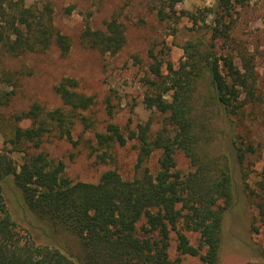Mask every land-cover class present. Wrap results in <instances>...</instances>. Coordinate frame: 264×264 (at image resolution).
Segmentation results:
<instances>
[{
	"label": "trees",
	"instance_id": "trees-1",
	"mask_svg": "<svg viewBox=\"0 0 264 264\" xmlns=\"http://www.w3.org/2000/svg\"><path fill=\"white\" fill-rule=\"evenodd\" d=\"M162 1L158 11L162 18L196 17L193 12L177 10L176 4L182 0ZM250 2L215 0L208 6L209 23L200 26L193 21L178 66L168 62L164 69V61L154 54L151 71L157 77L148 79L144 104L148 110L165 114L160 130L153 132L152 119H148L128 136L113 122L96 132L99 148L124 145L128 138L136 140L139 172L132 178L108 169L97 182L74 181L66 174L63 160L37 151L50 134L71 141L76 120L85 128L95 125L83 113L94 97L79 90L78 79L65 76L56 84L62 106L46 110L35 102L27 110L7 114L4 108L15 92L4 87L1 74L0 132L8 151H0V264H184L180 257L170 256L172 231L181 253L200 256L203 264H222L225 216L234 198L231 163L236 160L244 172L247 152L255 151L252 143L246 147L238 144L234 119L241 120L248 105L264 102L257 51L248 41L232 35L237 22L234 8ZM80 40L87 48L114 55L127 42L126 28L117 15L101 28L87 21ZM221 41L230 48L219 52ZM53 45L66 56L73 41L57 26L52 0H0V50L18 56L46 51ZM12 75L4 76L11 81ZM26 119L30 120L28 126L22 125ZM228 120L232 122L229 129ZM231 133L233 144L226 140ZM216 142L219 150L213 147ZM157 151L158 168L153 170L145 162ZM178 151L191 162L189 172L177 168ZM8 152L22 155L19 169ZM9 177L14 178L23 206L45 229H50L46 224L56 225L78 238L77 253L45 239L19 235L5 194ZM259 190L257 206L264 219V177ZM183 228L199 234L198 244L191 242Z\"/></svg>",
	"mask_w": 264,
	"mask_h": 264
},
{
	"label": "rangeland",
	"instance_id": "rangeland-1",
	"mask_svg": "<svg viewBox=\"0 0 264 264\" xmlns=\"http://www.w3.org/2000/svg\"><path fill=\"white\" fill-rule=\"evenodd\" d=\"M52 1L55 22L62 32L72 38V48L66 56H62L55 45L46 51L27 52L18 56H11L0 50L2 83L5 88L15 92L11 104L4 111L7 114L21 112L35 102L46 110L62 106V99L55 86L65 76L75 77L79 81V90L94 97L93 104L83 113L90 116L95 125L85 128L80 120H76L71 141L50 134L37 151L44 150L50 158L63 160L66 163V174L74 181L97 182L108 169H117L124 178H132L139 172L136 140L128 138L124 145L99 148L95 134L104 131L111 122L121 126L127 136L138 123L148 119H152L155 133L164 126L165 114L148 110L144 104L145 93L150 88L148 79L157 77L151 71V65L156 60L154 54L164 61V69L168 62L178 66L184 56L182 43L188 28L194 26L195 19L200 26L209 23L206 8L213 5L215 0L179 1L176 4L178 11L193 12L196 17L193 20V17L184 15L177 21L160 16L158 11L164 4L162 0ZM234 9L237 22L232 35L236 40L248 41L256 49L259 91L264 96V0H251L248 6L236 5ZM113 15H117L126 28L127 42L121 51L112 55L83 46L80 38L86 22L90 21L93 27L101 28ZM226 48H230L229 44L221 41L218 45L219 52ZM236 62H240L238 58ZM5 74H14V77L12 75V80L9 81ZM234 120L235 138L237 134L240 136L238 144L246 147L252 143L255 151L247 152L243 167L246 174L236 160L231 163L234 198L225 216L221 262L264 264V219L257 206V193L261 192L259 181L264 177V102L248 105L242 119ZM231 123L228 120V129ZM29 124V119L22 122L24 126ZM229 135L231 136L226 137V140L229 139V143L233 144L235 139L232 140V133ZM223 138L224 134L221 135V139ZM240 141L244 143L241 144ZM225 142L223 139V143ZM213 147L219 150L218 142ZM7 149L4 135L0 132V151L7 152ZM8 153L15 159L19 169L22 155ZM159 154V151L155 152L147 159L145 166L157 169ZM176 161L177 168L181 171L189 172L192 169L191 162L182 151L176 153ZM4 188L18 223L17 230L23 239H45L66 247L73 253L80 250L76 236L56 225L52 227L46 224L50 229H45V224L33 212L26 210L13 177L5 180ZM255 191L258 192L255 194ZM30 219L37 224H31ZM35 227L38 228L34 229ZM183 230L193 244H198L199 234L196 231ZM177 245L176 234L172 231L169 246L171 258L180 257L184 264H203L200 256L181 253Z\"/></svg>",
	"mask_w": 264,
	"mask_h": 264
}]
</instances>
